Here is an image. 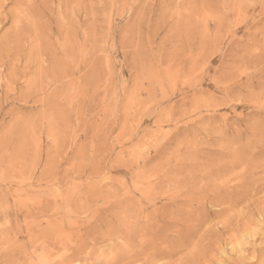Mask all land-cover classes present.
<instances>
[{"label":"rangeland","instance_id":"obj_1","mask_svg":"<svg viewBox=\"0 0 264 264\" xmlns=\"http://www.w3.org/2000/svg\"><path fill=\"white\" fill-rule=\"evenodd\" d=\"M249 1L54 0L71 98L25 99L36 76L0 66V264L264 260V4Z\"/></svg>","mask_w":264,"mask_h":264},{"label":"bare ground","instance_id":"obj_2","mask_svg":"<svg viewBox=\"0 0 264 264\" xmlns=\"http://www.w3.org/2000/svg\"><path fill=\"white\" fill-rule=\"evenodd\" d=\"M30 1H32V0H0V28L2 27V25L3 26H4V24L9 25V23H10L9 28L0 35V40L2 42H5L4 46L6 47L7 43L9 45V47L7 49L2 50V51H4L2 53V56H4V60L0 61L1 62L0 66L1 67L8 66L11 69L12 68L15 69V67H13V65H14L13 62H16V64H20V63L22 64V62H23L25 65L24 64H22V65L25 67V70L22 71L21 76L23 77L27 73H29V76H31V75L36 76L35 78L32 79V82L26 83V85H25L26 92H24V91L22 92L23 93L22 95H25V99H33L34 101H36V99H39V96H40V98L41 97H47V98L53 97V98H57V99H70L71 98L70 93L67 90L66 91L63 90L65 88V81H66L67 77L69 76V68L66 65H63L60 67V64H61L60 58L57 56V52L53 46V43L49 42V40H52V37L55 35V33H57L58 36L60 35V33L58 32V30H60L59 29L60 25L57 23H56V25H53V23L51 21L53 19V15H54L53 8L54 9L56 8L55 6L53 7L54 0H50V3H49V0H40V2L38 1L39 2L38 3V10L33 5L29 4ZM203 1L207 2L208 0L207 1L203 0ZM219 1L220 0H216L217 3H219ZM231 1H236V0H231ZM60 3L61 2H59V4ZM260 3H261V5H263L264 0H261ZM9 5H11V6H9ZM79 5H80V3H79ZM223 5H225V4H223ZM236 9H237V7H236ZM208 10H210V9H208ZM248 16H250V15H248ZM59 17H60V14H59ZM0 33H1V31H0ZM59 38L60 37H58V40H59ZM256 46H257V44H256ZM244 49H246V48H244ZM39 60L41 61L40 63H38ZM80 66H83V60L80 61ZM21 68H20V70H21ZM37 68H42L41 75L43 76V79H42V82L40 81V83L38 82L39 80L37 81V77H39L36 73ZM18 70L16 69V71H18ZM37 71H39V70H37ZM18 79H20V78H18ZM25 79H28V78L25 77ZM81 80H83V79H81ZM2 81H3V79H2ZM23 81H24V79H23ZM52 83H56L57 87L54 89L51 88L49 86V84H52ZM18 86H19V83H18ZM16 87H17L16 82L14 83L13 88L10 87L9 85L6 86L4 96L7 97L9 92H11V91L14 92V88L16 89ZM66 88H67V86H66ZM9 96H8V98H9ZM15 96H17V94ZM20 99H21V97H20ZM33 100H32V102H33ZM2 104H4V103H2ZM72 255L74 256L76 254L72 253ZM257 264H264V260L258 261Z\"/></svg>","mask_w":264,"mask_h":264}]
</instances>
